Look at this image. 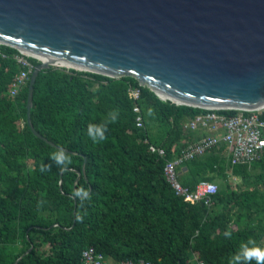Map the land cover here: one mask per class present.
Instances as JSON below:
<instances>
[{
	"label": "trees",
	"instance_id": "obj_1",
	"mask_svg": "<svg viewBox=\"0 0 264 264\" xmlns=\"http://www.w3.org/2000/svg\"><path fill=\"white\" fill-rule=\"evenodd\" d=\"M0 47L6 54L0 55V264H80L88 245L113 263L143 258L193 264L192 250H197L204 264H229L249 239L264 246V157L250 166L231 165L219 146L187 161L179 176L184 185L220 179L215 204L208 208L178 195L165 178V158L149 151L146 139L175 157L185 137L193 140L185 123L203 108L161 99L134 76L51 65L36 77L30 115L54 146L27 122L31 72L12 96L10 87L21 70L14 58L18 49ZM29 59L34 67L40 62ZM131 86L141 87L143 128L135 124ZM117 109L107 139L93 143L89 123L100 124ZM59 147L71 151L67 171L50 159ZM41 163L50 170L41 172ZM229 173L241 177L240 187L230 182ZM81 187L90 195L83 204L72 197ZM226 230L231 238L224 236Z\"/></svg>",
	"mask_w": 264,
	"mask_h": 264
},
{
	"label": "water",
	"instance_id": "obj_2",
	"mask_svg": "<svg viewBox=\"0 0 264 264\" xmlns=\"http://www.w3.org/2000/svg\"><path fill=\"white\" fill-rule=\"evenodd\" d=\"M0 42L48 58L27 122L54 146L30 115L49 59L134 76L177 104L264 109V0H0Z\"/></svg>",
	"mask_w": 264,
	"mask_h": 264
},
{
	"label": "built area",
	"instance_id": "obj_3",
	"mask_svg": "<svg viewBox=\"0 0 264 264\" xmlns=\"http://www.w3.org/2000/svg\"><path fill=\"white\" fill-rule=\"evenodd\" d=\"M3 44L0 42V45ZM0 55L6 56L0 47ZM29 57H34L18 49L14 58L21 66L20 72L10 87V94L16 96L21 84L25 83L28 74L34 69ZM142 84V83H141ZM143 85V84H142ZM141 87L131 86L128 89L129 98L133 101L135 124L144 127L143 115L138 100L141 98ZM263 109L239 110L235 114H227L220 108H203L185 123L187 129L200 131V136L188 142H183L173 158H168L167 150L153 143H148L149 151L165 158L164 175L175 192L189 202H202L208 208L215 204V195L219 185L216 181H200L195 188H190L180 181V173L187 161L202 157L215 147L221 146L231 165L250 166L264 157V119ZM190 261L204 264L197 250H192ZM80 264H156L148 259H128L113 263L93 245L82 249Z\"/></svg>",
	"mask_w": 264,
	"mask_h": 264
},
{
	"label": "clouds",
	"instance_id": "obj_4",
	"mask_svg": "<svg viewBox=\"0 0 264 264\" xmlns=\"http://www.w3.org/2000/svg\"><path fill=\"white\" fill-rule=\"evenodd\" d=\"M152 110L149 109L151 115ZM119 110L111 111L108 116L100 124L89 123L87 128V135L92 139L93 143H100L107 139L106 132L108 131L109 124H115L118 120ZM50 159L54 161L61 169V171H67L68 166L72 164V157L68 154L65 147L58 148L57 151L51 153ZM51 168V165H45L41 163L40 171L47 172ZM72 197L79 198L81 204L85 200L90 199L89 192L83 187L76 189L72 193ZM78 220H82V216L77 217ZM231 230H226L224 236L231 238ZM255 260L256 264H264V246L257 244L254 239H249L246 243L240 246L238 252H236L230 259L229 264H251Z\"/></svg>",
	"mask_w": 264,
	"mask_h": 264
},
{
	"label": "bare ground",
	"instance_id": "obj_5",
	"mask_svg": "<svg viewBox=\"0 0 264 264\" xmlns=\"http://www.w3.org/2000/svg\"><path fill=\"white\" fill-rule=\"evenodd\" d=\"M26 52V51H25ZM26 53H28V52H26ZM28 54H30V53H28ZM40 60H48V58H46V57H44V56H40V57H38ZM49 61H53L52 63H53V65L54 64H58V66L59 65H61V66H66V67H73V68H76V69H81V67L80 66H78V65H74V64H70V63H68V62H62V61H59V60H50L49 59ZM161 95L164 97V98H168L167 97V94H165V93H162L161 92ZM212 218V217H211ZM59 229H60V227H59ZM65 231V230H64ZM20 243V242H19ZM134 255V254H133ZM129 258V257H128ZM188 259V258H187Z\"/></svg>",
	"mask_w": 264,
	"mask_h": 264
},
{
	"label": "crops",
	"instance_id": "obj_6",
	"mask_svg": "<svg viewBox=\"0 0 264 264\" xmlns=\"http://www.w3.org/2000/svg\"><path fill=\"white\" fill-rule=\"evenodd\" d=\"M191 134H192V136H190L192 139H197L199 136H200V131H191ZM189 137V136H188ZM188 137H185L183 140H182V143L183 142H188L189 140L187 139ZM183 170H186V166H184L183 168H182ZM240 179L241 180V177L239 176V175H234L233 173H229V179ZM233 183V182H232ZM234 185V184H233ZM242 185V183H239V185H237L238 187H240ZM235 186V185H234ZM236 186V187H237Z\"/></svg>",
	"mask_w": 264,
	"mask_h": 264
},
{
	"label": "rangeland",
	"instance_id": "obj_7",
	"mask_svg": "<svg viewBox=\"0 0 264 264\" xmlns=\"http://www.w3.org/2000/svg\"><path fill=\"white\" fill-rule=\"evenodd\" d=\"M34 58H37V57H34ZM39 61H41L39 58H37ZM53 66H58V64L56 65V64H54ZM59 67H64V68H66V69H69V68H72V67H66V66H61V65H59ZM74 69H76V68H74ZM77 70H81V69H77ZM20 124H23V122H21ZM217 182H220V179L219 178H217V180H216ZM230 182L232 183V184H234L235 186H237V185H239V183H241V180L240 179H230ZM48 247H45L44 248V250H46V251H48ZM192 263L193 264H195V261H192Z\"/></svg>",
	"mask_w": 264,
	"mask_h": 264
}]
</instances>
